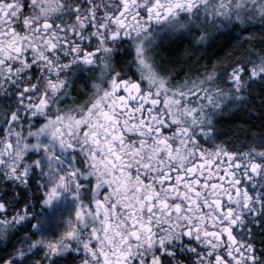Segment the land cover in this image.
<instances>
[{
  "label": "snow or ice",
  "instance_id": "snow-or-ice-1",
  "mask_svg": "<svg viewBox=\"0 0 264 264\" xmlns=\"http://www.w3.org/2000/svg\"><path fill=\"white\" fill-rule=\"evenodd\" d=\"M0 264H264V0H0Z\"/></svg>",
  "mask_w": 264,
  "mask_h": 264
}]
</instances>
